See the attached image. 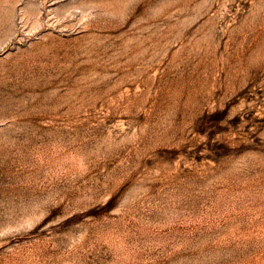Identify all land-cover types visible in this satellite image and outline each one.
<instances>
[{
    "label": "rangeland",
    "instance_id": "374dc122",
    "mask_svg": "<svg viewBox=\"0 0 264 264\" xmlns=\"http://www.w3.org/2000/svg\"><path fill=\"white\" fill-rule=\"evenodd\" d=\"M0 264H264V0H0Z\"/></svg>",
    "mask_w": 264,
    "mask_h": 264
}]
</instances>
